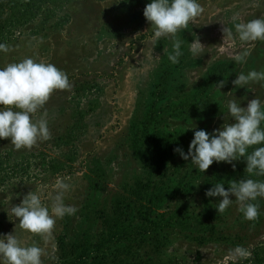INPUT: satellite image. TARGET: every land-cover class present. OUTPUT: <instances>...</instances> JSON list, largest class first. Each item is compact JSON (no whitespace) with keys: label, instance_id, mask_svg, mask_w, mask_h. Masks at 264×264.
Instances as JSON below:
<instances>
[{"label":"rangeland","instance_id":"1","mask_svg":"<svg viewBox=\"0 0 264 264\" xmlns=\"http://www.w3.org/2000/svg\"><path fill=\"white\" fill-rule=\"evenodd\" d=\"M20 1L17 10L5 9V19L1 20L5 24L8 18L9 24L3 29L0 40V44L8 48L7 52L0 51V67L31 57L64 71L70 87L54 91L42 110L47 112L49 140L18 151L8 139L0 140V234L13 232L17 224L15 235L23 245H38L44 249L42 264H60L58 235L65 234L66 240L72 241L81 229L94 222L97 224L94 228L101 229L103 219H98V210L110 207L122 186L132 183L141 174L126 138L132 122L142 116L143 94L148 96L153 90L156 72L164 56L173 50V41L170 37L162 38L153 46L147 36L151 30L145 17L138 23L129 21L133 15L130 4L134 1L131 0H46L38 14L26 16L23 12L29 0ZM199 3L204 9L202 14L177 33V38L188 42L179 82L182 80L186 89H193L212 65L232 62L235 65L233 76L219 90L218 96L226 111L205 123L198 122L194 116H189L190 122L184 120L185 116L178 121L175 116L165 118L173 129L183 127L180 125L185 121L186 130L212 132L223 123L233 122L228 115L229 100L241 101V106H246L253 98L264 101V81L250 82L241 88H235L232 83L241 72H264V41L241 42L234 28L237 22L264 17V2L201 0ZM224 27L232 30L231 38L224 37ZM196 40L202 44L200 57L190 52L191 42ZM246 49L251 53L246 63H236L233 57ZM177 86L165 84V93L173 95L178 91ZM179 86L181 88V84ZM96 162L106 172L107 193L93 195L89 176ZM233 163L235 168L214 162L205 175H212L214 170L221 173L226 170L229 175L238 171L235 174L236 177L241 174L238 181L249 178L243 158ZM58 176L71 185L65 203L78 210L74 215L58 219L52 238L45 242L40 236L22 230L18 219L12 220L10 208L37 189L43 190L42 199L47 205L49 186ZM251 178L264 180V177ZM180 199L186 210L175 216L174 222L184 214L188 226L175 225L162 232L160 240L168 232L170 237L160 255L152 254L153 261L264 264V198L253 202L259 204L260 213L255 221L243 218L234 197L225 212H217L219 199L204 196L200 185L194 193ZM237 246L249 250L251 256L234 258L231 253ZM147 248L145 245L144 252Z\"/></svg>","mask_w":264,"mask_h":264},{"label":"clouds","instance_id":"2","mask_svg":"<svg viewBox=\"0 0 264 264\" xmlns=\"http://www.w3.org/2000/svg\"><path fill=\"white\" fill-rule=\"evenodd\" d=\"M203 11L199 0H150L143 16L150 25L151 44L154 46L162 38L170 37L173 51L168 59L173 64L179 63L183 53L182 41L177 38V33L187 28ZM234 28L241 42L264 41V17L237 22ZM222 31L224 37L233 36L231 29L224 27ZM0 51L7 52V46L0 44ZM190 52L197 57L203 54L200 40L191 42ZM250 54L246 49L233 59L243 64ZM259 81H264V72L252 70L247 74L239 73L232 83L235 88H241ZM224 85L225 81L221 80L217 87L220 90ZM69 87L67 74L52 63L28 57L0 67V140L8 139L17 151L31 149L38 142L49 140L47 112L42 110L54 91ZM227 109L232 123H223L211 133L203 129L195 130L187 153L180 147H176L174 152L185 161L190 158L195 169L203 173L214 162L227 163L235 168L233 162L243 158L246 162L244 170L249 178L233 180L227 189L223 183L212 184L205 196L219 199L215 208L219 213L232 205L234 197L243 218L255 221L260 213L259 204L253 202L264 198V180L251 177H264V101L253 98L246 106H241V101L229 100ZM249 148L253 149L250 153ZM49 187L47 205L42 199L43 190L37 189L28 192L19 204L10 208L12 220L18 219L22 230L40 236L45 242L52 238L58 219L74 215L78 210L65 203L66 193L71 187L69 182L58 176ZM16 225L13 232L0 234V264H42L44 249L38 245H23L15 235ZM231 255L248 258L251 252L237 246Z\"/></svg>","mask_w":264,"mask_h":264},{"label":"trees","instance_id":"3","mask_svg":"<svg viewBox=\"0 0 264 264\" xmlns=\"http://www.w3.org/2000/svg\"><path fill=\"white\" fill-rule=\"evenodd\" d=\"M45 1L29 0L23 13L26 12L25 16L38 14ZM131 2L133 15L129 21L138 23L139 19L144 18L143 10L150 0ZM20 5V0H0V40L3 29L9 24L8 18L5 24L1 22L5 19V9L12 12ZM151 34L147 36L150 37ZM183 41V55L179 58V63L173 64L168 59L173 50L162 59L156 72L153 90L148 96L143 94L142 116L132 122L126 138L127 147L139 164L141 174L132 183L122 186L110 207L98 210V219H103L100 221L101 229L94 228L97 225L94 222L81 229L72 241H67L65 234L58 235L57 254L60 264H165L157 259L154 262L151 256L160 255L168 243L170 233L161 236L160 240L159 235L162 232H167L175 225L188 226L184 214L174 222L175 216L182 215L181 211L186 210L180 197L194 193L199 185L205 196L206 190L212 184L220 182L227 189L232 180L238 181L241 178V174L235 176L238 171L229 175L226 170L225 173L214 170L212 175L206 176L195 169L190 159L185 161L174 152L176 147H180L187 153L194 132L186 130L185 121L180 125L183 127L176 126L173 129L165 117L175 116L178 121L179 117L185 116L184 120L188 119L187 122H190L192 119L189 116H194L198 122L205 123L220 116L226 108L221 98H218L220 92L217 84L221 80L228 82L235 69L232 62H217L206 70L195 88L186 89L183 81L179 82L188 54V42ZM165 84L178 85V91L168 96L165 93ZM160 90L163 92H159ZM252 150L248 149L249 152ZM89 177V188L93 195L107 193L106 172L102 170L99 162L94 164ZM154 240L156 241L152 244ZM145 245L148 248L144 252Z\"/></svg>","mask_w":264,"mask_h":264}]
</instances>
